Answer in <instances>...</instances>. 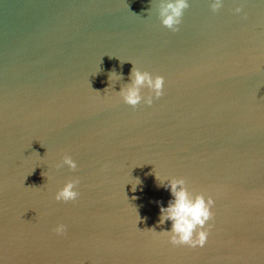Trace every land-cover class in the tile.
I'll return each instance as SVG.
<instances>
[{"label":"water","instance_id":"1","mask_svg":"<svg viewBox=\"0 0 264 264\" xmlns=\"http://www.w3.org/2000/svg\"><path fill=\"white\" fill-rule=\"evenodd\" d=\"M130 61L151 105L115 93ZM154 173L212 197L203 246L153 232ZM0 264H264V0H188L176 31L155 0H0Z\"/></svg>","mask_w":264,"mask_h":264},{"label":"clouds","instance_id":"2","mask_svg":"<svg viewBox=\"0 0 264 264\" xmlns=\"http://www.w3.org/2000/svg\"><path fill=\"white\" fill-rule=\"evenodd\" d=\"M222 2L223 0H206L207 7L211 12L219 9ZM187 7L188 0H155L156 17L160 25L171 31H176L182 12ZM232 11L234 14L240 13L239 4ZM131 65L128 82L122 84L119 91L115 93L120 102L128 106L134 107L141 101L144 105H151L154 99L161 96L163 77L152 75L147 71H141L133 66L132 62ZM107 79L109 83L106 88H112V84L119 81L121 76L118 73H110ZM141 89H146L150 94L142 95ZM61 166L66 167L69 171L77 167L76 161L67 154H62L59 162L55 165L57 168ZM154 175L158 186L164 187L170 194V199L167 203L158 208L156 224L162 225L165 220H168L170 221V228L153 232L163 234L167 238V242L173 246L185 245L189 248L203 246L211 227L208 221L212 217V212L210 211L213 205L212 197L200 193H190L185 188L183 178H160L155 173ZM134 181L132 183L133 189L138 183V181ZM76 185L77 180L75 178H66L63 184L53 193L52 200L61 203L74 201L78 196ZM157 203L159 205V202ZM135 214L137 219H139L136 209ZM51 231L58 236L63 235L65 225L56 223Z\"/></svg>","mask_w":264,"mask_h":264}]
</instances>
